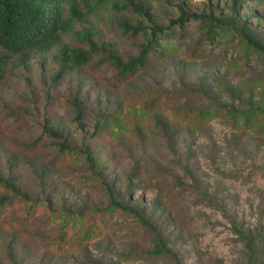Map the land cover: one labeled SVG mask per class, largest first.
<instances>
[{"label": "rangeland", "instance_id": "rangeland-1", "mask_svg": "<svg viewBox=\"0 0 264 264\" xmlns=\"http://www.w3.org/2000/svg\"><path fill=\"white\" fill-rule=\"evenodd\" d=\"M233 2L107 0L75 21L63 41L87 47L92 40L126 59L147 39L124 33L120 22L166 27L180 9L228 14ZM238 8L237 18L264 44V0H242ZM198 24L185 21L181 34L160 40L156 56L120 82L103 54L61 74L56 49L9 63L0 83V178L17 193L0 187V196L13 199L0 214V264H87L91 257L101 264H173L148 254L153 243L132 216L92 210L106 206L107 197L85 161L59 151L62 140L89 147L118 198L156 223L183 264H247L231 221L264 224V141L232 126L228 113L264 99V55L231 36L196 53ZM241 54L247 60L236 66ZM75 97L84 105L80 119ZM201 109L208 118H200ZM159 185L176 193V207L156 201L167 198ZM80 210L81 219L62 225L68 212Z\"/></svg>", "mask_w": 264, "mask_h": 264}, {"label": "trees", "instance_id": "trees-1", "mask_svg": "<svg viewBox=\"0 0 264 264\" xmlns=\"http://www.w3.org/2000/svg\"><path fill=\"white\" fill-rule=\"evenodd\" d=\"M104 1L107 0H0V83L7 72V66L12 63V60L17 59L18 63H25L32 54L50 52L52 49H56L54 57L59 63L57 74L79 70L91 63L95 55L103 54L105 61L115 70V81H123L156 56L155 52L159 49H154L160 40L181 34L184 22L189 19L199 21V35L193 48L196 53L200 51L203 45H210L216 39L231 36L232 41L234 39L239 44L245 42L252 47L253 52H256L259 56L264 55V44L253 34L246 20L237 18L239 3L242 0H234L228 14H222L215 9H207L200 14L186 13L180 9L179 16L171 20L166 27L152 25L148 28L140 24L133 25L126 21L120 22L119 26L124 33L130 36L141 34L142 37L147 39L140 46L137 55L126 59H122L110 51L100 49L99 45L92 40L87 42V47L69 46L65 43L63 36L70 31L75 21L83 19L90 11L97 10L98 5ZM137 11L140 14L143 12L141 9ZM175 24L177 26L173 28L172 25ZM246 60L247 55L241 54L236 58L235 65H243ZM72 104L75 117L77 119L82 118L84 114L82 101L75 97ZM209 113L207 109L199 110L202 119L208 118ZM228 119L231 121L232 126L257 133L259 138L264 141V99L259 102L258 106L252 107L249 105L244 111L238 112L231 109L228 113ZM102 124L103 120L98 118L94 124L95 133ZM47 132L53 137L61 138L53 130H47ZM35 143H28L26 146H34ZM58 149L62 152L74 154L85 161L100 182L108 204L103 207H93V211L105 214L120 211L132 216L136 224L147 233L153 243V248L148 251L153 259L172 261L173 264H183L169 247L166 238L156 223L146 217L141 209L118 198L112 184L102 176L98 157L93 156L87 145H70L62 140L58 144ZM0 187H5L17 193L15 184L9 179L0 178ZM164 188V186L159 185L158 192L167 196L166 200L162 201L156 198V201H161V204L168 207V199L170 202L169 207H176L171 202L176 197V193ZM14 196L16 200L25 201L22 196L17 194ZM11 203H13L12 197L0 196V214ZM31 208L32 206H30ZM84 214L85 210L68 212L62 218L61 223L62 225H66L70 221L75 223ZM231 222L234 233L245 250L247 264H264V224H248L243 228L240 224H236L234 221ZM88 262L87 264H101L99 259L92 257Z\"/></svg>", "mask_w": 264, "mask_h": 264}]
</instances>
